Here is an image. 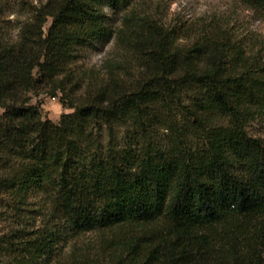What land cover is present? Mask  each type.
I'll list each match as a JSON object with an SVG mask.
<instances>
[{
    "label": "trees",
    "instance_id": "1",
    "mask_svg": "<svg viewBox=\"0 0 264 264\" xmlns=\"http://www.w3.org/2000/svg\"><path fill=\"white\" fill-rule=\"evenodd\" d=\"M136 2L48 0L0 25V264H264V46ZM114 38L116 58L79 66ZM46 95L73 112L46 120Z\"/></svg>",
    "mask_w": 264,
    "mask_h": 264
},
{
    "label": "rangeland",
    "instance_id": "2",
    "mask_svg": "<svg viewBox=\"0 0 264 264\" xmlns=\"http://www.w3.org/2000/svg\"><path fill=\"white\" fill-rule=\"evenodd\" d=\"M48 0H10L7 4V13L2 18L9 24L10 33L16 34V27L27 19L26 9L37 6L42 7ZM135 6L140 14L149 13L159 19L164 25L177 31L193 29L195 31L207 28H219L229 35L239 39L248 48L256 51L264 46V17L244 6L239 0H137ZM135 7V8H136ZM117 29L122 27L123 17L127 11H112L105 8ZM5 23V24H6ZM5 24H1L4 26ZM121 49L114 38L111 42L101 45L88 44L82 50V61L79 66L84 70L102 68L107 58H116ZM82 97V93L77 94ZM61 95L33 97L32 103L42 107L43 117L47 120L60 122L63 115L72 113L73 110L64 108ZM73 99V98H72ZM73 102V100L71 101ZM3 110L0 108V116ZM251 134L264 139V118L256 120L250 125ZM95 236L90 235L80 239L79 244H65L62 252L69 259L73 247L79 246L83 251L92 250ZM66 262V261H64ZM66 264H70L66 262Z\"/></svg>",
    "mask_w": 264,
    "mask_h": 264
}]
</instances>
